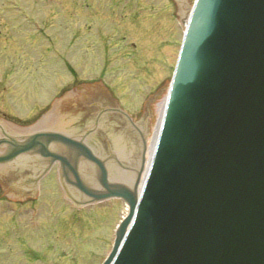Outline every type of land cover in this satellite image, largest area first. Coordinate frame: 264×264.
I'll return each instance as SVG.
<instances>
[{
	"label": "water",
	"instance_id": "obj_1",
	"mask_svg": "<svg viewBox=\"0 0 264 264\" xmlns=\"http://www.w3.org/2000/svg\"><path fill=\"white\" fill-rule=\"evenodd\" d=\"M181 50L139 196L108 185L102 163L55 132L12 143L1 161L60 141L101 171L128 214L102 264H264V0L184 5ZM48 155H52L51 153ZM68 164L64 157L53 155Z\"/></svg>",
	"mask_w": 264,
	"mask_h": 264
},
{
	"label": "rangeland",
	"instance_id": "obj_2",
	"mask_svg": "<svg viewBox=\"0 0 264 264\" xmlns=\"http://www.w3.org/2000/svg\"><path fill=\"white\" fill-rule=\"evenodd\" d=\"M192 1H19L43 34L0 0V124L31 125L63 90L98 82L133 116L147 109L146 159ZM55 183L51 172L21 201L0 188V264H101L126 206L113 198L73 209Z\"/></svg>",
	"mask_w": 264,
	"mask_h": 264
},
{
	"label": "flooded vegetation",
	"instance_id": "obj_3",
	"mask_svg": "<svg viewBox=\"0 0 264 264\" xmlns=\"http://www.w3.org/2000/svg\"><path fill=\"white\" fill-rule=\"evenodd\" d=\"M123 108L103 85L98 82H82L74 88L63 90L59 99L49 102L39 113V118L48 111L55 113L59 120L55 129L61 130L93 150L106 160L110 178L126 183L132 180L139 170L141 145L148 129L149 113L143 109L139 112L140 117L139 114L133 116L131 112ZM9 135L11 134L5 132L0 135V138L5 139ZM13 136L21 140L20 137L25 135ZM7 148L8 145L3 144L0 153ZM47 149L56 153L64 152V146L58 143L48 144ZM35 151L0 168V182L7 190L3 189L8 196L18 200L32 196L41 174L42 179L51 172L57 175L59 164L50 165L48 156L39 153V150ZM115 154L126 170L117 171L116 162L112 157ZM95 169L93 163L84 158L80 159L78 171L82 180L88 186L100 190V185L94 178ZM65 191L75 203L87 201V198L74 185L66 186Z\"/></svg>",
	"mask_w": 264,
	"mask_h": 264
},
{
	"label": "bare ground",
	"instance_id": "obj_4",
	"mask_svg": "<svg viewBox=\"0 0 264 264\" xmlns=\"http://www.w3.org/2000/svg\"><path fill=\"white\" fill-rule=\"evenodd\" d=\"M164 102H165V99H164ZM164 102L162 104V107H161V110H160V113H159V118H158L156 129H155V132H154V137L152 138V140L150 141V145L148 146V150H149L148 160H147V164L148 165H149V161H150V158L152 156L153 148H154V145H155V142H156V139H157V135H158L159 127H160V122H161V119H162V113H163V109H164ZM57 121H58L57 116L52 115L50 118H48V122H46V124H48L49 126H55V125H58ZM144 177H145V174H144L143 178ZM141 184H140V186H141ZM139 190L140 189H138V192H139Z\"/></svg>",
	"mask_w": 264,
	"mask_h": 264
}]
</instances>
